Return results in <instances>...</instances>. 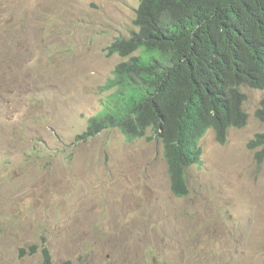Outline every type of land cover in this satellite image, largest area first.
Listing matches in <instances>:
<instances>
[{"label":"rangeland","instance_id":"1","mask_svg":"<svg viewBox=\"0 0 264 264\" xmlns=\"http://www.w3.org/2000/svg\"><path fill=\"white\" fill-rule=\"evenodd\" d=\"M138 3L0 0V264H38L40 254L18 250L44 243L55 264H149L150 244L154 264H264V164L247 147L264 131L255 116L264 90H247L248 123L224 145L213 131L201 139L182 198L152 131L77 138L115 91L107 81L128 57L107 49L138 31ZM52 11V36L36 39Z\"/></svg>","mask_w":264,"mask_h":264},{"label":"clouds","instance_id":"2","mask_svg":"<svg viewBox=\"0 0 264 264\" xmlns=\"http://www.w3.org/2000/svg\"><path fill=\"white\" fill-rule=\"evenodd\" d=\"M221 1H225L227 3L230 2V0H220V2ZM141 3L142 0H139V3L135 10L136 17L134 19V24L138 28V31H132V34L128 38H117L114 42H117V40L119 39L129 41L130 39L136 38L137 35L141 34L142 27L138 24V10L140 9ZM45 11H47L46 8ZM222 15L223 14H220L217 18H209L206 26L202 27V23H196L193 25L187 24V17L184 18L182 16H178L169 8L165 10L164 14L160 18V24H157V27H154L155 29H153L151 26H147V35L154 33L155 36L152 39L147 36L143 37L141 39V42L138 43L137 46L128 54H125L122 49L114 48L113 42L107 49L108 56L119 53L124 55L125 57H128V59L116 65L113 70V77L107 81V83H109L115 91L109 96V104L106 105V110H102L103 115L91 116L88 120L87 130L81 135H78L77 138H89L90 136H94L100 133L102 130L112 126H117L118 128H120L128 138H143V136L148 134V131H152V135L148 137V140H156L158 142H161L164 147V157L168 165V173L173 195L177 198L188 196L190 193V188L186 171L189 168H193L194 166H199L202 164L201 160L203 151L202 145L200 144L201 139L204 138V136L209 131H213L218 143L224 145L227 142L229 130L233 128H243L248 123L250 115L245 108V103L248 100L247 90L249 88L254 90H264V85L259 87L252 86L245 74L239 80L235 79L233 74L232 76H228L226 78H218V81L213 79V82L212 80L207 82V80L201 79L196 76L194 67L203 64L206 60L222 63L225 66H235L234 61L238 59L243 61V58L239 57L236 54V52L239 51L237 45L241 44L235 45V42H233L232 40H226L224 35L219 34V31L221 32L222 29L226 26V24L223 22L224 18H220ZM50 20L51 23L49 26L51 30H47L49 34L46 35L44 33V25H41L40 29L35 28L36 39L40 34L41 39H43V41L45 42L46 39L52 36L53 29L56 28V26L53 25V23L55 22L53 11L51 13ZM22 22L23 21H21V23ZM20 28L21 30L25 29V31H29L30 24L23 22L20 25ZM20 35L21 34L16 33L15 36ZM36 39L34 41V44L36 43ZM261 41V47L264 51V31H262L261 34ZM246 62L247 63L241 64L238 67H240V69H252L250 63L248 61ZM125 65H131L133 67L139 66L143 68L144 71L140 74H133L124 69ZM153 65H156L155 71H159L162 74L169 73L170 71L169 79L165 78V81L163 80L165 83L159 88L157 92V94L160 95L165 101L164 108L161 109V112H159L158 115L156 114L158 116V123L148 125L145 129H143L144 133L139 136L127 135L126 132L120 126H118V124L107 125L100 132L92 134V130L97 125H99L100 121L105 117L110 114H119V112L127 109L130 104H133L136 100L142 98L143 95L140 96V93L141 91H143V87L147 86L143 78V73L152 71ZM124 74H127L128 77L131 78L132 84L126 83L127 81H129V78L127 76L124 77ZM188 74L192 75L194 80L184 77V75ZM119 75L120 80L126 81L125 84H119L117 82L116 78ZM229 89H235V92L244 95L240 111L244 115L243 117H246L247 119L246 124L238 127L232 125L235 122L229 120L230 122L227 123L228 128L226 129L225 138L223 141L219 139L217 130L213 125L208 127L200 126L199 128L189 125L190 132L185 133L186 148H184L185 150H183L187 153L186 155L189 157V159L192 160V163L183 167L182 175L186 184L184 185L185 192L179 194L180 192H178L174 188L172 172H174L175 170L172 169V165L169 163L167 155L168 150H173L174 147L170 142H167L164 137H162V134L165 132V130L171 128L174 125L175 126L172 128H175V134H178L180 131L176 128V126L181 123V121L178 119V111L183 106V99L181 97H176L174 95V92L178 91L183 94L198 97L201 100L204 99L205 101H211L212 99H215L214 96L223 95V91L226 92ZM132 95L135 96L134 101L130 100V96ZM150 96L151 95H149L148 98ZM263 107L264 97L261 99L259 107L255 111L256 118L264 124V120L261 119L258 115V112ZM211 113L215 115L216 112L212 110ZM167 125L169 127H167ZM261 133H264V131L258 132L255 137L249 140L247 143L248 149L255 151L254 159L258 167L264 164V144L258 142V137ZM194 137L196 138L194 139ZM155 216L156 215L153 213V219L155 218ZM148 217L149 222H151V217L149 215ZM125 218L126 217L121 215V220ZM137 219L139 220V218ZM156 226L158 227L157 224ZM172 232L174 231H171L170 233ZM150 245L152 246L153 252L149 256L148 260L149 264H154V261L157 259V251L153 249L152 244ZM141 249L142 252H145L146 248ZM18 252H20V257L40 254L42 259L38 262V264H55L57 262L56 251L48 243H44L42 246L36 244H27L26 246L20 247ZM161 256L162 255H160L159 257ZM143 260L146 261L145 254ZM163 262L167 263L168 261L162 259L161 263Z\"/></svg>","mask_w":264,"mask_h":264},{"label":"trees","instance_id":"3","mask_svg":"<svg viewBox=\"0 0 264 264\" xmlns=\"http://www.w3.org/2000/svg\"><path fill=\"white\" fill-rule=\"evenodd\" d=\"M169 8L178 16L187 17V24L202 23V27L206 26L209 18H217L223 14L220 18H224L223 22L226 26L221 32L219 31V34L224 35L226 40L235 42V45L241 44L237 45L239 51L236 54L243 58V61L238 59L234 61L235 66H225L222 63L206 60L203 64L194 67L197 77L207 80V82L211 80L213 82V79L218 81V78H226L233 74L235 79L239 80L245 74L252 86L264 85V51L261 47V34L264 31V0H230L228 3L220 2V0H142L138 10V24L142 27L141 34L129 41L117 40L113 44L114 48L122 49L125 54H128L141 42L143 37L147 36L152 39L155 35L154 33L147 35V26L155 29L157 24H160V18L165 10ZM246 61L250 63L252 69H240L238 67L247 63ZM155 67L156 65H153L152 71L143 73L147 86H144L140 93V96L143 95L142 98L130 104L127 109L119 112V114H110L105 117L92 130V134L100 132L107 125L118 124L127 135L139 136L144 133L143 129L148 125L158 123L157 115L164 108L165 101L157 92L165 83V78L169 79L170 71L162 74L155 71ZM124 69L133 74H140L144 71L139 66L133 67L131 65H125ZM123 76L128 77L127 74ZM184 77L194 80L193 76L189 74L184 75ZM119 78L120 75L116 78L117 82L125 84L126 81ZM126 83L132 84L131 78ZM234 90L223 91V95L214 96L215 99L211 101L201 100L198 97L178 91L174 92L176 97L183 99V106L178 111V119L181 123L176 126L180 131L175 134V128H172L174 125L165 130L162 137L174 147L173 150H168L167 155L172 169L175 170L172 172L173 182L174 188L180 192L179 194L185 192L183 167L192 163L184 151L186 148L185 133L190 132L189 125L196 128L213 125L217 130L219 139L223 141L229 120L235 122L232 125L238 127L246 124L247 119L243 117L244 115L240 111L244 95ZM149 95L151 96L148 98ZM130 100L134 101L135 96H130ZM212 110L216 112V116L211 113ZM258 115L264 120V107L258 112ZM167 127L169 126L167 125ZM258 142L264 144V133L259 134Z\"/></svg>","mask_w":264,"mask_h":264}]
</instances>
